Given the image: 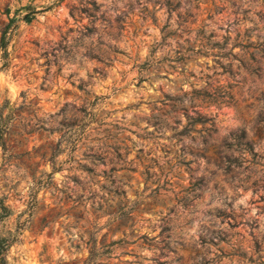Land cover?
Segmentation results:
<instances>
[{"label": "rangeland", "instance_id": "obj_1", "mask_svg": "<svg viewBox=\"0 0 264 264\" xmlns=\"http://www.w3.org/2000/svg\"><path fill=\"white\" fill-rule=\"evenodd\" d=\"M3 30L6 264H264V0H0Z\"/></svg>", "mask_w": 264, "mask_h": 264}, {"label": "trees", "instance_id": "obj_2", "mask_svg": "<svg viewBox=\"0 0 264 264\" xmlns=\"http://www.w3.org/2000/svg\"><path fill=\"white\" fill-rule=\"evenodd\" d=\"M5 33H6V30H3L1 38H0V48L3 50H5V47H6ZM197 120H200L203 123L206 121H210L212 125L211 119L209 118L202 119L201 117H198ZM2 137H3V133L2 131H0V142L2 141ZM8 246H9V243L6 242V240L3 237L0 236V264H6L5 253H6Z\"/></svg>", "mask_w": 264, "mask_h": 264}]
</instances>
